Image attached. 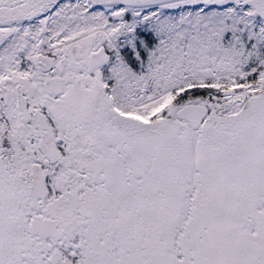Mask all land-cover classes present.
<instances>
[{
	"label": "snow or ice",
	"instance_id": "obj_1",
	"mask_svg": "<svg viewBox=\"0 0 264 264\" xmlns=\"http://www.w3.org/2000/svg\"><path fill=\"white\" fill-rule=\"evenodd\" d=\"M0 264H264V0H0Z\"/></svg>",
	"mask_w": 264,
	"mask_h": 264
}]
</instances>
